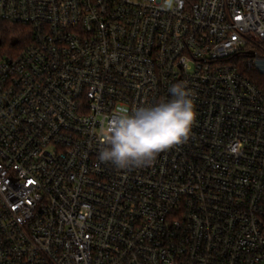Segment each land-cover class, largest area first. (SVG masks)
<instances>
[{
    "label": "built area",
    "instance_id": "1",
    "mask_svg": "<svg viewBox=\"0 0 264 264\" xmlns=\"http://www.w3.org/2000/svg\"><path fill=\"white\" fill-rule=\"evenodd\" d=\"M0 22L31 31L0 58V264H264V0H0ZM181 81L189 141L101 164L107 118Z\"/></svg>",
    "mask_w": 264,
    "mask_h": 264
},
{
    "label": "clouds",
    "instance_id": "2",
    "mask_svg": "<svg viewBox=\"0 0 264 264\" xmlns=\"http://www.w3.org/2000/svg\"><path fill=\"white\" fill-rule=\"evenodd\" d=\"M168 92L155 103L129 106L107 118L98 133L101 164L120 170L149 167L162 152L189 141L197 117L194 92L186 81Z\"/></svg>",
    "mask_w": 264,
    "mask_h": 264
},
{
    "label": "trees",
    "instance_id": "3",
    "mask_svg": "<svg viewBox=\"0 0 264 264\" xmlns=\"http://www.w3.org/2000/svg\"><path fill=\"white\" fill-rule=\"evenodd\" d=\"M0 58L3 56H18L31 43V31L29 28L0 22Z\"/></svg>",
    "mask_w": 264,
    "mask_h": 264
},
{
    "label": "water",
    "instance_id": "4",
    "mask_svg": "<svg viewBox=\"0 0 264 264\" xmlns=\"http://www.w3.org/2000/svg\"><path fill=\"white\" fill-rule=\"evenodd\" d=\"M0 46H1V43H0Z\"/></svg>",
    "mask_w": 264,
    "mask_h": 264
},
{
    "label": "rangeland",
    "instance_id": "5",
    "mask_svg": "<svg viewBox=\"0 0 264 264\" xmlns=\"http://www.w3.org/2000/svg\"><path fill=\"white\" fill-rule=\"evenodd\" d=\"M262 82V81H261Z\"/></svg>",
    "mask_w": 264,
    "mask_h": 264
}]
</instances>
